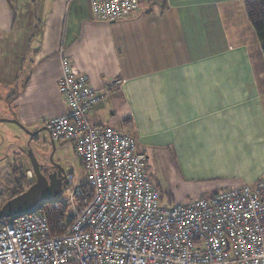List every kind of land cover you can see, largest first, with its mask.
<instances>
[{"label": "crops", "instance_id": "0c3cea01", "mask_svg": "<svg viewBox=\"0 0 264 264\" xmlns=\"http://www.w3.org/2000/svg\"><path fill=\"white\" fill-rule=\"evenodd\" d=\"M60 51L105 93L90 122L132 134L183 197L264 177V53L245 0H144L118 20L90 0H0V77L33 128L67 111Z\"/></svg>", "mask_w": 264, "mask_h": 264}, {"label": "built area", "instance_id": "2783aa9c", "mask_svg": "<svg viewBox=\"0 0 264 264\" xmlns=\"http://www.w3.org/2000/svg\"><path fill=\"white\" fill-rule=\"evenodd\" d=\"M144 0H90L97 18L118 20ZM58 89L67 111L47 120L51 138L74 142L91 196L74 172L46 205L0 223V264H264V177L200 197L161 205L136 138L88 114L105 95L60 51ZM121 79L113 84L119 85Z\"/></svg>", "mask_w": 264, "mask_h": 264}, {"label": "rangeland", "instance_id": "374dc122", "mask_svg": "<svg viewBox=\"0 0 264 264\" xmlns=\"http://www.w3.org/2000/svg\"><path fill=\"white\" fill-rule=\"evenodd\" d=\"M13 87L8 81H4L0 77V118H3L0 120V183L4 190L12 192L13 190L17 191L18 188L16 184L17 175L13 172L12 163L17 162L18 168L22 169L26 175L24 184L29 185L36 179V173L27 155V150L30 147L34 150L42 165V171L46 174L51 164L49 155L52 152L49 130L43 126L33 128V125L21 121L17 101L15 102L12 94ZM16 121L24 124L31 131L39 130V132L32 139L29 133ZM54 160L63 165L66 172H74L80 181L85 176L81 159L75 151L73 141H57ZM147 171L153 181L163 187L162 206L172 207L178 202L196 199L182 196V186L174 179L168 166L155 165L150 161L147 165ZM247 185L253 186V184Z\"/></svg>", "mask_w": 264, "mask_h": 264}, {"label": "water", "instance_id": "95a60500", "mask_svg": "<svg viewBox=\"0 0 264 264\" xmlns=\"http://www.w3.org/2000/svg\"><path fill=\"white\" fill-rule=\"evenodd\" d=\"M3 118H0L2 120ZM21 125L32 137L39 130L31 131L24 124L16 121ZM43 128L48 129L47 126ZM52 152L50 154L51 162L57 166L58 170L49 173L48 175L42 171V165L37 158L34 150L30 147L27 150V155L33 165L36 173V179L32 181L30 186L23 192L9 198L0 208V218H10L14 215H20L32 211L42 201L54 198L62 193L64 187L68 184V178L64 166L55 162L54 152L56 142L51 138Z\"/></svg>", "mask_w": 264, "mask_h": 264}, {"label": "trees", "instance_id": "16d2710c", "mask_svg": "<svg viewBox=\"0 0 264 264\" xmlns=\"http://www.w3.org/2000/svg\"><path fill=\"white\" fill-rule=\"evenodd\" d=\"M245 5H246V9H247L249 19H250V21H251V23H252V25L256 31L257 37L260 41V44H261V47H262V50L264 53V0H245ZM12 164H13V166H12L13 172L17 175L16 184H17L18 188H17V191H14V192L4 190V188L2 187V185L0 183V208L9 198L23 192L30 185V184L29 185L24 184V182L26 180V175L22 169L18 168L17 162L14 161ZM81 165L83 167L82 161H81ZM83 171H84V168H83ZM84 174H85V176L81 180V184L84 187V196L82 197L83 202L87 201L91 196V188L89 187V185L87 183H85V180H86L85 171H84ZM66 187L67 186H65L63 190H65ZM56 200H57V196L54 198L48 199L46 201H42L39 204V205H46L47 206V214L51 219L54 218L55 215L59 211H65V209H66V207H64L63 205L56 207L55 206ZM6 220H8V218H0V223L4 222Z\"/></svg>", "mask_w": 264, "mask_h": 264}, {"label": "flooded vegetation", "instance_id": "af4514ba", "mask_svg": "<svg viewBox=\"0 0 264 264\" xmlns=\"http://www.w3.org/2000/svg\"><path fill=\"white\" fill-rule=\"evenodd\" d=\"M33 138H35V136L34 137H32V139ZM28 145H30L29 143H28ZM51 154V153H50ZM49 159H50V155H49ZM50 162H51V160H50ZM63 166V165H62ZM58 170V168H57V166L56 165H54L52 162H51V164H50V166H49V168H48V170H47V175L49 174V173H51V172H54V171H57ZM46 174V173H45ZM66 174H67V172H66ZM31 184V183H30Z\"/></svg>", "mask_w": 264, "mask_h": 264}]
</instances>
